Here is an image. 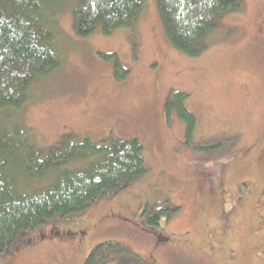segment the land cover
Wrapping results in <instances>:
<instances>
[{
	"label": "rangeland",
	"instance_id": "obj_1",
	"mask_svg": "<svg viewBox=\"0 0 264 264\" xmlns=\"http://www.w3.org/2000/svg\"><path fill=\"white\" fill-rule=\"evenodd\" d=\"M241 2L209 48L189 57L170 42L157 0H146L134 26L85 38L74 31L77 0L42 1L61 66L16 122L47 151L69 133L139 139L147 174L34 229L27 241L47 242L14 264H85L108 242L135 255L111 264H264V0ZM101 55L117 56L127 77L118 80L116 61ZM174 93L188 96L198 121L191 146L177 114L164 116ZM159 210L167 215L151 224Z\"/></svg>",
	"mask_w": 264,
	"mask_h": 264
},
{
	"label": "trees",
	"instance_id": "obj_2",
	"mask_svg": "<svg viewBox=\"0 0 264 264\" xmlns=\"http://www.w3.org/2000/svg\"><path fill=\"white\" fill-rule=\"evenodd\" d=\"M42 1L0 0V256L18 251L34 229L83 214L97 200L123 191L147 174L145 147L139 139L93 143L69 133L47 151L16 122L15 115L33 98V90L61 66ZM145 2L77 0L74 31L85 38L99 27L105 35L132 27ZM157 4L170 42L189 57L204 53L219 22L242 9L241 0H157ZM101 56L116 61L118 80L127 77L129 71L117 56ZM187 99L184 93L172 94L164 116L171 122L177 114L186 125V145L191 146L198 121L186 108ZM166 212L159 210L149 221L157 224ZM130 257L135 255L129 248L108 242L99 245L85 264H111Z\"/></svg>",
	"mask_w": 264,
	"mask_h": 264
},
{
	"label": "flooded vegetation",
	"instance_id": "obj_3",
	"mask_svg": "<svg viewBox=\"0 0 264 264\" xmlns=\"http://www.w3.org/2000/svg\"><path fill=\"white\" fill-rule=\"evenodd\" d=\"M59 233L64 234L65 236H69V237L71 236V234H68V233H61V232H59ZM53 237H54V239H53ZM57 237H58V235L53 233V236L51 238L52 242H55L57 240ZM27 240L23 242V244L25 242H27V246L25 248L26 250L22 251L20 249L23 247H20L19 250L16 251L15 253H9L8 252V253L0 256V264H14L17 261H20L24 256L28 255L31 252H34L40 245H43L44 243L47 242L44 236H42V240L39 243L34 240L33 243L31 244V242L29 243ZM20 244H21V242H20Z\"/></svg>",
	"mask_w": 264,
	"mask_h": 264
}]
</instances>
